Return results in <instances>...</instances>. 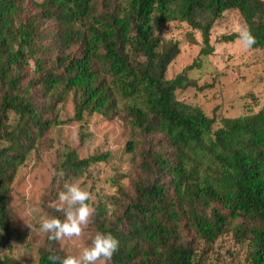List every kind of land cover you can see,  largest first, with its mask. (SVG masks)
Instances as JSON below:
<instances>
[{
	"label": "trees",
	"instance_id": "16d2710c",
	"mask_svg": "<svg viewBox=\"0 0 264 264\" xmlns=\"http://www.w3.org/2000/svg\"><path fill=\"white\" fill-rule=\"evenodd\" d=\"M233 10L257 39L252 49L264 48L263 0H0V244L9 252L0 264L68 256L50 234L26 261L13 255L26 239L12 186L69 103L79 122L123 110L135 134L120 154L72 150L59 166L56 198L93 164L119 172L122 198L93 202L89 224L119 239L111 264H201L200 246L210 250L224 235L248 247V264H264V109L219 122L180 102L177 91L202 90L188 76L195 64L167 80L179 44L155 35L156 26L186 23L202 35L201 56L211 55L212 29ZM52 217L64 219L55 209Z\"/></svg>",
	"mask_w": 264,
	"mask_h": 264
},
{
	"label": "rangeland",
	"instance_id": "374dc122",
	"mask_svg": "<svg viewBox=\"0 0 264 264\" xmlns=\"http://www.w3.org/2000/svg\"><path fill=\"white\" fill-rule=\"evenodd\" d=\"M33 1L43 3L45 0ZM49 27L53 28V25ZM242 27L248 28L238 11L225 12L212 29L211 45L215 51L207 56H201L204 48L201 33L188 24L171 22L155 27V35L164 45L177 43L180 48V54L167 69V80L174 79L195 64L188 71V76L202 90H179L177 99L200 107L208 117L219 122L226 118L253 115L264 109V48L242 51L237 40L222 41L224 36L238 34ZM33 68L34 62L30 61L28 70ZM74 115L73 105L67 104L60 116L63 124L51 129L47 142L33 152L20 168L12 186L16 228L26 239V244L14 243L13 255L22 261L42 247L49 234L41 232L40 225L43 219L53 218L52 205L58 200L55 195L60 177L59 166L65 154L72 150H77L81 158L94 153L120 154L118 151L135 137L123 110L112 118L87 116L84 122L76 121ZM113 167L104 163L93 164L83 175L66 183H78L89 191L93 195L90 204L101 201L112 207L111 201L122 198L113 182L119 172ZM125 168L129 169L128 166ZM119 185L124 191L133 192L129 180L120 181ZM94 236L88 225L82 237L66 238L60 241V246L68 255L78 256L91 245ZM247 251L248 247L237 243L232 235H224L210 250L202 244L198 259L201 264H248ZM4 253L9 254L0 244V254Z\"/></svg>",
	"mask_w": 264,
	"mask_h": 264
},
{
	"label": "clouds",
	"instance_id": "9594fccd",
	"mask_svg": "<svg viewBox=\"0 0 264 264\" xmlns=\"http://www.w3.org/2000/svg\"><path fill=\"white\" fill-rule=\"evenodd\" d=\"M236 43L242 51H248L257 43V39L250 29L242 27ZM58 175L63 178V171ZM92 199L93 195L78 183H65L64 190L59 192L58 200L52 205L55 211L63 214L64 219L45 218L40 231L49 233L48 239L53 242L82 237L95 215V208L89 203ZM119 249L120 241L113 234L97 232L91 245L85 247L78 256L52 254L48 258L52 264H111Z\"/></svg>",
	"mask_w": 264,
	"mask_h": 264
}]
</instances>
